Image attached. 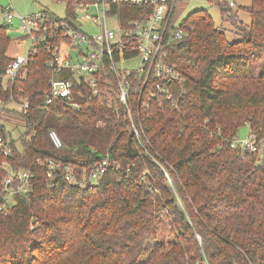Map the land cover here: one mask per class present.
<instances>
[{"label":"trees","instance_id":"1","mask_svg":"<svg viewBox=\"0 0 264 264\" xmlns=\"http://www.w3.org/2000/svg\"><path fill=\"white\" fill-rule=\"evenodd\" d=\"M59 1L71 15L75 2ZM212 2L231 14L238 40L229 41L205 10L184 20L186 34L171 47L185 76L182 100L142 113L161 166L141 151L122 113L87 93L80 111L41 107L54 74L47 42L5 89L2 76L15 55L12 27L0 25V97L7 102L13 92L31 102L27 114L8 109L27 127L21 147L11 137L10 160L33 174L31 191L0 210V264H264V156L257 166L255 155L242 158L230 145L245 124L264 137V0L245 8L249 24L236 22L230 1ZM0 135L7 136L3 119ZM107 156L119 168L111 165L96 183L66 180V166L81 175ZM39 159L62 167L48 177Z\"/></svg>","mask_w":264,"mask_h":264},{"label":"built area","instance_id":"2","mask_svg":"<svg viewBox=\"0 0 264 264\" xmlns=\"http://www.w3.org/2000/svg\"><path fill=\"white\" fill-rule=\"evenodd\" d=\"M73 1L72 14L64 18L46 12L22 17L11 7L5 8L0 25L12 27L13 19L18 17L23 37L17 39V44L30 40L31 46L26 54H16L15 60L7 66L2 76L4 88L7 89L9 81L26 75L30 55L47 42L54 74L41 107L49 109L58 104L80 111L79 98L87 93L116 115L122 113L141 151L161 166L144 128L142 113L153 105L161 110L167 106L178 107L182 100L185 76L171 61V47L186 34L182 27L184 21L177 17L178 5L193 0ZM229 4L235 6L234 1ZM56 39L58 43H54ZM12 101L21 104V113L29 112V99L21 95L17 100L12 92L7 102L0 97V119H4L6 112L11 114L10 109H15L8 107ZM104 125L103 120L98 121V126ZM50 137L57 148L63 147L55 130L50 131ZM10 142L8 132L7 136L0 135V155L5 158L1 168L7 172L3 180L5 201L0 210L5 213L10 211L17 197L31 191L33 176L29 169L15 170L10 160L13 158ZM230 145L242 158L255 155L261 160L264 156V137L253 130L245 139L237 135ZM38 162L47 167L48 177H53L55 170L62 167L60 162L51 159ZM111 165L119 168L107 156L90 172L81 175L68 165L65 178L71 185L84 187L87 183H96ZM200 264L209 262L205 259Z\"/></svg>","mask_w":264,"mask_h":264},{"label":"rangeland","instance_id":"3","mask_svg":"<svg viewBox=\"0 0 264 264\" xmlns=\"http://www.w3.org/2000/svg\"><path fill=\"white\" fill-rule=\"evenodd\" d=\"M231 1V0H226ZM235 6L232 9V14L236 11L238 12V18L236 22H244L249 24L251 21L250 14L245 10L246 7L251 5V0H233ZM11 7L13 12L18 16H28L32 14H37L40 12H49L54 16L64 18L68 15L67 13V2L59 0H0V18L6 12L5 8ZM231 7V6H230ZM205 10L213 18L214 23L217 28L226 32L229 41L238 40L237 36V26L235 20H232L231 14L222 15L220 6L218 3L212 2V0H193L188 3H181L178 5L177 12L180 15V20L183 22L187 17H189L193 12ZM21 20L18 17L13 19V25L9 31L12 38V44L10 47V54H26L31 46V41L28 40L27 43L18 45L17 39L22 38L21 33ZM9 108H15L18 112L22 111V106L17 102H10L8 104ZM3 124L7 132L11 135L12 139L21 147L20 139L26 134L27 127L24 121L20 117H12L6 112L3 119ZM251 132V127L249 124L242 126L238 132L239 139H245L249 136ZM261 161V160H260ZM259 161V162H260Z\"/></svg>","mask_w":264,"mask_h":264},{"label":"crops","instance_id":"4","mask_svg":"<svg viewBox=\"0 0 264 264\" xmlns=\"http://www.w3.org/2000/svg\"><path fill=\"white\" fill-rule=\"evenodd\" d=\"M231 1H233V0H231ZM234 7V6H233ZM233 7H231V8H233ZM177 17L178 18H180V15H178V12H177ZM10 116H12V117H20L19 115H11V114H9ZM22 120H23V118L22 117H20ZM24 121V120H23Z\"/></svg>","mask_w":264,"mask_h":264},{"label":"water","instance_id":"5","mask_svg":"<svg viewBox=\"0 0 264 264\" xmlns=\"http://www.w3.org/2000/svg\"><path fill=\"white\" fill-rule=\"evenodd\" d=\"M262 162H263V161L261 160V161L258 163V165H257V166H260V165L262 164Z\"/></svg>","mask_w":264,"mask_h":264}]
</instances>
